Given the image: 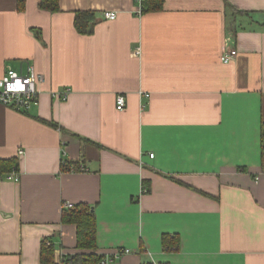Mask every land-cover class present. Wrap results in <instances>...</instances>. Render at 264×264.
Listing matches in <instances>:
<instances>
[{"label":"crops","instance_id":"0c3cea01","mask_svg":"<svg viewBox=\"0 0 264 264\" xmlns=\"http://www.w3.org/2000/svg\"><path fill=\"white\" fill-rule=\"evenodd\" d=\"M59 7L0 0V76L32 64L42 78L36 105L0 103V159L19 175L0 184V264H39L43 240L55 261L83 252L67 203L94 210L107 264H264V0Z\"/></svg>","mask_w":264,"mask_h":264},{"label":"trees","instance_id":"16d2710c","mask_svg":"<svg viewBox=\"0 0 264 264\" xmlns=\"http://www.w3.org/2000/svg\"><path fill=\"white\" fill-rule=\"evenodd\" d=\"M163 0H141L140 12L157 11L162 8ZM38 7L42 10L54 13L60 10L59 0H38ZM17 8L22 11L25 8V0H17ZM238 11V10H237ZM241 13L242 11L239 10ZM245 13V12H244ZM95 22V14L92 11H77L74 17V27L80 34L92 32ZM37 33V32H36ZM36 36L40 37L38 34ZM42 121L53 126L57 124L46 120ZM262 144L264 146V124L262 125ZM74 164L63 163L62 170H68ZM18 168L17 158L0 159V173L9 172ZM147 191V190H146ZM63 223H71L76 228V248L83 252L63 255L59 261L54 260V246L51 242L43 240L40 247L39 264H98L102 255L97 252L96 244V216L92 207L88 204L78 203L72 207L64 206L61 215ZM167 248V246H165ZM85 251V252H84ZM144 264H152L150 262Z\"/></svg>","mask_w":264,"mask_h":264},{"label":"built area","instance_id":"2783aa9c","mask_svg":"<svg viewBox=\"0 0 264 264\" xmlns=\"http://www.w3.org/2000/svg\"><path fill=\"white\" fill-rule=\"evenodd\" d=\"M140 4L141 0H137ZM103 16L107 19H114L116 13L113 11L103 12ZM236 55V50H230L222 53L220 60L223 63H229ZM40 74H38L32 64H27L25 71H16L10 67H7L3 74L0 76V103L6 106L13 107L17 110H27L32 105L38 103L39 89L38 84L41 80ZM69 89L65 88L60 92H54L53 95L59 99H66ZM149 94H145L148 96ZM116 108L123 110L125 107V96L121 93L116 95ZM143 108V106H142ZM19 154L22 151L18 152ZM153 157V153L149 154ZM68 170H75V167L70 165ZM19 180L18 170L12 169L9 172L0 173V184L3 181H15ZM67 207H72L73 204L67 203ZM127 251V250H125ZM61 259V258H60ZM110 259L102 257L98 264H107Z\"/></svg>","mask_w":264,"mask_h":264}]
</instances>
